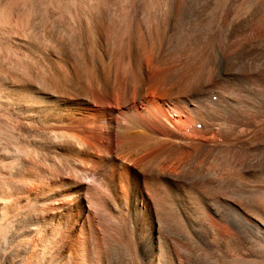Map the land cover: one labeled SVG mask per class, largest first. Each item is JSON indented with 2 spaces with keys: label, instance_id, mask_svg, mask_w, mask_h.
Instances as JSON below:
<instances>
[{
  "label": "bare ground",
  "instance_id": "obj_1",
  "mask_svg": "<svg viewBox=\"0 0 264 264\" xmlns=\"http://www.w3.org/2000/svg\"><path fill=\"white\" fill-rule=\"evenodd\" d=\"M0 264H264V0H0Z\"/></svg>",
  "mask_w": 264,
  "mask_h": 264
}]
</instances>
